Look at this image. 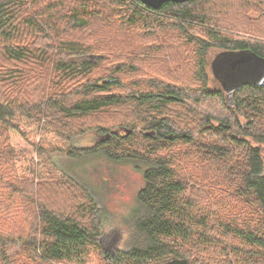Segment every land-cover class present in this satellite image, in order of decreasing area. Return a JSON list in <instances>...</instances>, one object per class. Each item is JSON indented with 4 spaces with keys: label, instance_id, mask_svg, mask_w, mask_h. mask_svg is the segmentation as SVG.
Returning a JSON list of instances; mask_svg holds the SVG:
<instances>
[{
    "label": "trees",
    "instance_id": "trees-1",
    "mask_svg": "<svg viewBox=\"0 0 264 264\" xmlns=\"http://www.w3.org/2000/svg\"><path fill=\"white\" fill-rule=\"evenodd\" d=\"M214 1L221 9L229 5L227 0H190L154 10L138 0H77L73 5L54 0L22 17L21 12L36 0H0V57L13 61L8 70L26 72L10 95L0 98V264H87L95 255L114 264H264V86H242L229 105L217 81L212 79L217 88L209 86L212 74L207 70L212 49H249L264 57V0H229L233 11L248 9L241 11L237 21L226 19L229 14L223 12L209 18L203 4ZM102 9H114L109 11H115L116 17L104 18ZM45 13L59 15L54 17L66 25L78 23L74 29L87 30L88 19L96 17L118 27H95L99 31L95 44L101 47L94 55L92 45L75 40L49 39L45 46H37L14 36L20 28L54 27L55 18H44ZM249 13L258 19H247ZM186 27L193 30L195 42L184 64L186 69L191 61L189 75L182 79L164 71L173 79L166 85L148 81L150 89H141L134 80L128 91L121 77L138 73V68L106 56L114 47L106 41L109 32L136 29V40H143L140 34H145L157 50L146 43L137 47L151 57L159 51L154 45L156 32H184ZM223 29L255 38L229 35ZM174 39L183 42L182 48L188 41L178 34ZM124 106L131 107L134 121L145 123L137 133L143 151L127 147L136 137V127L127 134L130 121L125 118L119 128L113 125L115 130L96 125V147L72 150L71 141L80 135L77 130L87 118ZM35 124L45 138L42 134L30 149L13 143L20 137V143L29 144L28 134ZM147 129L155 135L146 136ZM48 136L63 141L77 159L102 153L112 161L129 159L142 165L144 184L137 193L125 249L115 255L104 251L99 239L104 212L97 210L90 195L82 191L83 199L91 202L88 222L73 214L82 208L79 203L72 210L56 209L59 203L54 196L64 191L66 182L87 190L51 159V152L63 146L45 147ZM223 186L240 201L232 204L227 193L219 190ZM44 189L51 194L49 199L42 195ZM211 198L216 200V210ZM245 205L250 206L252 217L243 215ZM208 252L218 259L201 255Z\"/></svg>",
    "mask_w": 264,
    "mask_h": 264
},
{
    "label": "rangeland",
    "instance_id": "rangeland-1",
    "mask_svg": "<svg viewBox=\"0 0 264 264\" xmlns=\"http://www.w3.org/2000/svg\"><path fill=\"white\" fill-rule=\"evenodd\" d=\"M52 3L54 0H36L35 3L27 6L25 10L22 13V17H29V15L35 13L36 7L39 6L41 3L44 4L45 2ZM77 0H64V3L66 5H73L75 4ZM221 3H224V0H219ZM242 1H240L241 4ZM227 3L229 5L222 6L223 9H221V5H218L216 1L210 2L207 5L203 4V7L205 9L208 8V17L213 18L215 14L217 13H226L229 14L226 19L231 20H238L237 17H242L241 11L247 12L248 9L245 8V6H242L238 8L239 10L233 11V9H230L231 1L227 0ZM58 6L61 5V2L57 3ZM51 5V4H50ZM106 5V4H105ZM247 6H250V3L247 4ZM114 10V9H109ZM109 10H101V16L104 18H114L116 17V12ZM44 10H42L40 13H43ZM163 14V13H162ZM164 15V14H163ZM47 16V18H55V26L50 27L49 30H40L39 28H32L29 27L27 29L20 28V31L18 32L17 37H21L23 42L29 43V44H36L37 46H45L46 42L50 39L52 41H57L59 39H70L75 40L81 43H84L85 45H92V47L95 48L94 52L92 53L97 54L96 50L101 47L100 43L98 45L95 44V41L97 40V37L99 36V31L95 30V27L98 26H105L109 28H116L118 26L109 24L105 21H97L95 19L99 18L96 17L93 20L88 19V23H90L87 26V30L84 29H74V26L76 24H70L66 25L64 22L59 21L58 18L54 16H58L57 14H44V18ZM52 16V17H51ZM36 17V16H34ZM43 18V19H44ZM250 20H256L258 17H256V14L249 13L246 17ZM92 20V21H91ZM211 20V19H210ZM245 19L241 18L240 23L242 24V21ZM224 20H221L223 22ZM24 24L25 21L21 20ZM20 22V23H21ZM245 24V23H244ZM187 29L182 31H175L171 29H166V31L170 30V32L166 34H161L160 32L155 33V37L157 38V42L154 45H158L159 51L157 54H152L151 57H147L148 54H145L144 50H141L137 47V43H146V46L148 48H152L150 39L148 37H144L145 34H140V37L143 40H136V36L139 37V34L136 33V29H121L123 32L115 33L113 31H110L109 33V40H106L108 44H111L114 46L111 48L110 51L111 54H108L106 56L111 57L113 61H126L129 65H134L138 68V73H128L121 77V81L126 85V89L129 91L130 89H133L130 85L131 81L136 82L138 86L141 87V89H150L147 88L151 84L148 82H155L156 86L161 87L163 85H166L168 81H172V77L165 76L163 74L164 71H171L174 74H176L180 78H184L185 75H189V71L187 70L189 68V65L184 68V64L188 59L190 49L195 47V42H193V39L191 37V31H193L191 28L186 27ZM224 30V29H223ZM172 31V32H171ZM229 35L234 36H240L245 37L247 39L255 38L249 34H243L239 33L235 30H224ZM155 32V31H154ZM154 32L151 37H153ZM177 34L183 38H185L188 41L185 42V47L182 48L179 46V44H183V42H180V39H174ZM201 35L200 33H196L195 36ZM101 36V35H100ZM231 37V36H230ZM190 38L192 40H190ZM1 43V41H0ZM154 50H157L156 48H152ZM221 52V50L218 49H212L211 52H208L207 62L209 67L207 70H210V64L213 58L216 54ZM28 58V57H27ZM26 58V59H27ZM0 60L4 63H9L5 65H0V98L8 97L11 93V89L15 87V85L19 82H21L26 72L23 70H8L12 67L13 61L8 60L7 58L1 56ZM91 61H94V59H88ZM105 61V60H104ZM106 62H111V60H107ZM193 62V61H192ZM102 65L103 62H101ZM100 63V65H101ZM1 64V63H0ZM110 65V64H109ZM184 71H187L188 73L182 74ZM212 74V73H211ZM210 74V75H211ZM214 79L211 75V81H209V86L213 88H217V82L214 83L212 80ZM215 80V79H214ZM216 81V80H215ZM176 83V82H175ZM220 86V85H218ZM221 87V86H220ZM62 90V89H57ZM113 92H121V89H114ZM125 108H120L118 110L110 109L106 112L102 113H96L95 115L90 116L87 118L81 125V129L77 130L80 135L74 137L71 141V147L72 150L74 149H91L93 147H96L95 141L96 138V125H107L115 127L113 125H116L118 127V124L123 123V118L126 119L128 124L126 125L127 128H135V138L130 139L129 144H127V147L129 150H137L139 152L143 151L140 143V139L138 137V132H142L145 129V123L140 120L134 121L133 116L130 112V106H124ZM127 108V109H126ZM241 122H243L241 120ZM80 125V124H79ZM24 127H27V124H25ZM23 127V130L29 132L26 128ZM119 128V127H118ZM39 129V126L35 124L33 126V130H31L28 134L29 139L31 140L29 144L26 142L20 143L19 137L18 141L13 140V143L15 145H20V147H25L26 149H30L31 145L37 143L39 139L41 138L42 134L45 138V132L40 128L39 132L37 133V130ZM117 129V128H116ZM121 134L124 133V130H121ZM147 131H150V129H147ZM37 133V134H36ZM99 138V137H98ZM15 141V142H14ZM18 142V143H17ZM22 142V141H21ZM70 142V140H69ZM51 146L52 148L63 146V150L61 151H52L51 153V159L53 161H56L57 164H59L62 167H65L69 173H71L76 179L79 180V182L82 184V186L87 190H82L79 186H76L74 184H71L69 181L66 182L65 186L62 187L61 190H64L63 192H60V195L54 196L56 198V201H58L59 204H55L56 209H62L67 208L65 210H72V206L75 205V203H79L81 205V209H84L83 212H85L84 217L83 212L81 213V209L76 210L75 213H73L75 216L81 218L83 222L89 220L88 215V205H91V202H87L86 198L83 199V192L85 193L86 197L87 195H90L93 197L92 199L97 205V210H102L104 212V221L113 220V221H119L120 223V229L118 231H112L110 234H103L101 231V244L105 252H108L110 255H115L117 252L123 250L126 248L129 238L130 237V231L129 228L132 224V219L134 217V212H136L137 209V193L140 190V188L144 184V178L142 173V165L137 164L136 162H133L129 159L122 160V161H112L109 158H107L102 153L94 154L92 156H86L83 159H77L72 157L70 151H68V145L66 146L63 141L60 139H54L52 136H48L47 145L45 147ZM67 150V151H66ZM168 152V151H166ZM35 161H37V157H35ZM39 167V166H38ZM47 169L48 167L45 166ZM41 175V174H40ZM47 178V175L44 174ZM63 180V179H62ZM65 181V180H64ZM219 190L227 193V196L232 204L238 203L240 200L235 199L230 190L226 186L221 187ZM83 191V192H82ZM89 193V194H88ZM42 195L49 199L51 197V194L48 196L46 195V189L42 191ZM53 197V196H52ZM212 199L211 207L213 210H216V205L214 204V200ZM54 200V199H53ZM55 201V200H54ZM69 206V207H66ZM71 207V208H70ZM243 215H247L252 217V212L250 206L245 205V209L243 211ZM229 242H234L232 239H228ZM226 243V241H225ZM204 256L206 259H218L215 254L211 253H205ZM95 258L89 259L87 264H114V261L106 260L104 261L102 257L94 256ZM227 259L233 260L234 258L231 256H228ZM210 262H218V260H210ZM62 264V263H59ZM67 264V263H66ZM232 264H237L235 261Z\"/></svg>",
    "mask_w": 264,
    "mask_h": 264
},
{
    "label": "water",
    "instance_id": "water-1",
    "mask_svg": "<svg viewBox=\"0 0 264 264\" xmlns=\"http://www.w3.org/2000/svg\"><path fill=\"white\" fill-rule=\"evenodd\" d=\"M142 4L157 10L166 3H185L190 0H138ZM213 78L225 93L226 101L232 104V94L245 85L264 86V57L249 49L225 50L215 55L210 64ZM131 134L133 129H127ZM146 136H154L155 131L144 132ZM109 134L101 138L104 141Z\"/></svg>",
    "mask_w": 264,
    "mask_h": 264
},
{
    "label": "clouds",
    "instance_id": "clouds-1",
    "mask_svg": "<svg viewBox=\"0 0 264 264\" xmlns=\"http://www.w3.org/2000/svg\"><path fill=\"white\" fill-rule=\"evenodd\" d=\"M100 227L103 234H110L112 231H118L121 226L119 221L108 220L104 221Z\"/></svg>",
    "mask_w": 264,
    "mask_h": 264
},
{
    "label": "flooded vegetation",
    "instance_id": "flooded-vegetation-1",
    "mask_svg": "<svg viewBox=\"0 0 264 264\" xmlns=\"http://www.w3.org/2000/svg\"><path fill=\"white\" fill-rule=\"evenodd\" d=\"M96 136H97V137H99V135H98V134H96Z\"/></svg>",
    "mask_w": 264,
    "mask_h": 264
}]
</instances>
